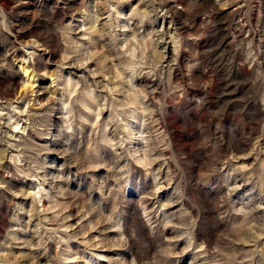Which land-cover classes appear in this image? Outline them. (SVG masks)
Wrapping results in <instances>:
<instances>
[{"label":"clouds","instance_id":"1","mask_svg":"<svg viewBox=\"0 0 264 264\" xmlns=\"http://www.w3.org/2000/svg\"><path fill=\"white\" fill-rule=\"evenodd\" d=\"M0 264H264V0H0Z\"/></svg>","mask_w":264,"mask_h":264}]
</instances>
